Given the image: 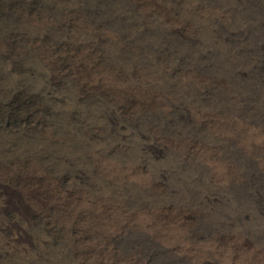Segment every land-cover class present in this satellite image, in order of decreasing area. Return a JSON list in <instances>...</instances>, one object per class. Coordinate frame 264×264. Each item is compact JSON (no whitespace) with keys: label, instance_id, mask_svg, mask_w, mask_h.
I'll return each instance as SVG.
<instances>
[{"label":"rangeland","instance_id":"374dc122","mask_svg":"<svg viewBox=\"0 0 264 264\" xmlns=\"http://www.w3.org/2000/svg\"><path fill=\"white\" fill-rule=\"evenodd\" d=\"M263 232L264 0H0V264H264Z\"/></svg>","mask_w":264,"mask_h":264},{"label":"bare ground","instance_id":"6f19581e","mask_svg":"<svg viewBox=\"0 0 264 264\" xmlns=\"http://www.w3.org/2000/svg\"><path fill=\"white\" fill-rule=\"evenodd\" d=\"M262 19H263V18H262ZM262 19H261V20H262ZM259 22H260V21H259ZM252 194H253V193H252ZM262 210H263V209H262ZM250 211H251V210H250ZM219 217H220V216H219ZM226 219H227V218H226ZM255 220H256V219H255ZM251 224H252V223H251ZM254 229H255V228H254ZM257 230H258V229H257ZM245 231H246V230H245ZM256 232H257V231H256ZM245 233H246V232H245ZM263 233H264V232H263ZM260 234H261V233H260ZM253 235H254V234H253ZM256 236H257V235H256ZM247 245H248V244H247ZM247 248H248V247H247ZM250 248H251V247H250ZM250 248H249V249H250Z\"/></svg>","mask_w":264,"mask_h":264}]
</instances>
